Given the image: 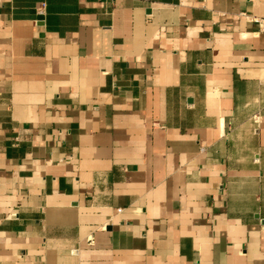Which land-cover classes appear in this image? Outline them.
Masks as SVG:
<instances>
[{
    "label": "crops",
    "instance_id": "obj_1",
    "mask_svg": "<svg viewBox=\"0 0 264 264\" xmlns=\"http://www.w3.org/2000/svg\"><path fill=\"white\" fill-rule=\"evenodd\" d=\"M261 20L0 0V264H264Z\"/></svg>",
    "mask_w": 264,
    "mask_h": 264
},
{
    "label": "built area",
    "instance_id": "obj_2",
    "mask_svg": "<svg viewBox=\"0 0 264 264\" xmlns=\"http://www.w3.org/2000/svg\"><path fill=\"white\" fill-rule=\"evenodd\" d=\"M44 8V5H42V7L39 9L40 10V13H41V10ZM260 22V21H259ZM260 25L263 27L264 26V20H261L260 22Z\"/></svg>",
    "mask_w": 264,
    "mask_h": 264
}]
</instances>
